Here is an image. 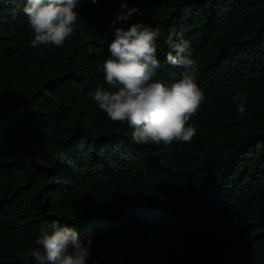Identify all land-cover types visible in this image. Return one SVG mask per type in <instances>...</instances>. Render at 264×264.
I'll list each match as a JSON object with an SVG mask.
<instances>
[{
    "label": "trees",
    "instance_id": "1",
    "mask_svg": "<svg viewBox=\"0 0 264 264\" xmlns=\"http://www.w3.org/2000/svg\"><path fill=\"white\" fill-rule=\"evenodd\" d=\"M0 0V264H35L52 220L92 240L90 264H264V0H128L117 24L192 41L205 94L191 142L141 145L92 99L121 0H80L63 47H32L27 18ZM106 86V85H105ZM247 97L241 115L233 97Z\"/></svg>",
    "mask_w": 264,
    "mask_h": 264
},
{
    "label": "clouds",
    "instance_id": "2",
    "mask_svg": "<svg viewBox=\"0 0 264 264\" xmlns=\"http://www.w3.org/2000/svg\"><path fill=\"white\" fill-rule=\"evenodd\" d=\"M79 4L80 0H25L13 9L12 18L18 14L27 18L33 30L32 47L60 48L74 34L80 20ZM139 12L138 5L130 7L128 0H121L111 21L114 39L102 67L104 85L96 88L92 99L109 120L126 122L137 144L191 142L198 129L189 121L205 100L197 82L199 63L192 41L183 33L168 35L167 63L182 71L169 80L157 78L160 28L143 21L116 27ZM233 99L238 112L246 114L247 97L238 93ZM93 255L91 239L84 243L74 224L56 219L40 228L30 247L35 264H90Z\"/></svg>",
    "mask_w": 264,
    "mask_h": 264
}]
</instances>
